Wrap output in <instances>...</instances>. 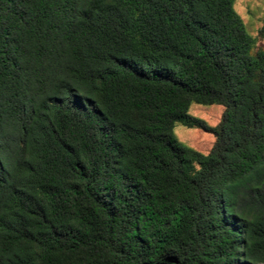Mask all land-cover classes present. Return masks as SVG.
Returning <instances> with one entry per match:
<instances>
[{
  "label": "trees",
  "instance_id": "obj_1",
  "mask_svg": "<svg viewBox=\"0 0 264 264\" xmlns=\"http://www.w3.org/2000/svg\"><path fill=\"white\" fill-rule=\"evenodd\" d=\"M233 2L0 0V264H264V45Z\"/></svg>",
  "mask_w": 264,
  "mask_h": 264
},
{
  "label": "rangeland",
  "instance_id": "obj_2",
  "mask_svg": "<svg viewBox=\"0 0 264 264\" xmlns=\"http://www.w3.org/2000/svg\"><path fill=\"white\" fill-rule=\"evenodd\" d=\"M233 7L242 18L246 32L252 39L249 51L254 54L264 45V39L261 36L264 26V0H234ZM223 110L224 106L221 104L192 103L188 113L215 126L220 121ZM174 132L181 142L203 153H207L215 141L213 133L196 126H187L181 122L175 123Z\"/></svg>",
  "mask_w": 264,
  "mask_h": 264
}]
</instances>
